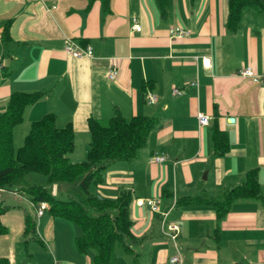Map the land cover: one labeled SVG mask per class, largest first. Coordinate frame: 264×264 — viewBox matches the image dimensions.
Returning <instances> with one entry per match:
<instances>
[{
  "label": "crops",
  "instance_id": "crops-1",
  "mask_svg": "<svg viewBox=\"0 0 264 264\" xmlns=\"http://www.w3.org/2000/svg\"><path fill=\"white\" fill-rule=\"evenodd\" d=\"M227 10V0H169L164 17L154 0H109L106 6L101 0H0V113L11 93L41 92L24 108L20 124L29 129L48 113L57 128L70 124L68 158L73 163L85 158L89 118L105 122L118 112L125 119H156L145 143L147 167L136 169L150 181L157 176L167 180L171 172L170 185L147 181L150 189L140 194L131 186L135 171L121 165L95 185L100 198L130 191L135 241L129 246L138 264H168L173 252L159 230L162 215L136 204L147 198L169 212L165 224L178 225L183 264H264V83L236 76L241 67H251L264 80V23L244 15L239 28L229 32ZM131 17L139 32L131 31ZM171 26L188 30L189 38L170 39ZM65 38L91 47V58L67 56ZM110 59L118 67L114 80L106 78ZM203 59H209V68ZM173 87L182 95L172 96ZM148 91L156 96L154 104L147 103ZM198 113L209 118L208 125L198 126ZM213 126L227 136L228 150L221 156L214 155ZM155 152L166 161L151 162ZM253 169L258 196L233 200L221 218L211 204L185 202L218 198ZM41 186L54 188L52 196L57 193L56 185ZM4 192L9 195L0 198L8 207L0 216L6 230L0 234V258L11 264H93L94 252L80 253L75 246L76 224L47 210L35 217L23 191L20 197ZM173 199L179 202L170 209ZM26 214L35 221L36 235L23 244ZM120 256L115 264L130 263L128 256Z\"/></svg>",
  "mask_w": 264,
  "mask_h": 264
},
{
  "label": "trees",
  "instance_id": "trees-1",
  "mask_svg": "<svg viewBox=\"0 0 264 264\" xmlns=\"http://www.w3.org/2000/svg\"><path fill=\"white\" fill-rule=\"evenodd\" d=\"M108 1L101 0L105 6ZM168 1L154 0L161 17L167 14ZM227 4L225 26L229 32L239 28L245 13L264 20V0H227ZM41 94L13 92L7 99L6 109L0 113V190L23 191L33 206L45 202L52 216L76 224L80 235L75 239V246L80 253L93 250V264H114L117 255H126L130 258L129 264H138V254L129 246L135 241L128 211L130 191L121 189L110 199L90 194L89 188L102 182L103 173L112 163H130L136 159L156 119L146 116L125 119L118 112L105 122L89 118L90 139L85 158L73 163L68 158L73 148V129L70 124L57 128L51 113L31 123L21 146L13 145L12 132L22 122L24 108L37 101ZM211 140L215 156L227 152V136L216 126L212 127ZM31 173L45 177L48 186L56 185L55 196L45 186L21 187L23 178ZM258 190L253 169L245 172L242 184L224 191L218 198H187L185 202L211 204L217 218H221L233 200L256 197ZM59 194L67 199L57 198ZM7 209L0 201V216ZM5 231L0 223V234ZM35 235V221L26 214L22 243L26 244ZM0 264L11 263L0 258Z\"/></svg>",
  "mask_w": 264,
  "mask_h": 264
},
{
  "label": "built area",
  "instance_id": "built-area-1",
  "mask_svg": "<svg viewBox=\"0 0 264 264\" xmlns=\"http://www.w3.org/2000/svg\"><path fill=\"white\" fill-rule=\"evenodd\" d=\"M140 25L137 23V19L135 17H131V31L133 32H139L140 31ZM167 33L169 35V38L171 39H182V38H189L190 32L186 29H183L179 26H171L168 28ZM63 51L64 53L72 58H91L92 56V51L91 47L88 45H81L74 40L70 38H65L64 43H63ZM202 65L205 68H209L210 66V61L209 59H203L202 60ZM1 56H0V68H1ZM118 73V67L115 59H110V66L106 72V78L108 80H114L117 76ZM236 76L242 79H249L253 83H264L263 77L255 75L251 67H241L239 70L236 72ZM191 85L195 86V82L192 83ZM171 95L172 96H181L182 91L176 87H173L171 89ZM145 98L147 100V103L154 104L156 101V96L151 93L147 92L145 95ZM197 124L199 127H203L208 125L209 123V118L201 113L197 114ZM167 159L166 156L158 153H153L150 156V161L153 163H158L161 164L165 162ZM4 192L3 190H0V193ZM12 195L16 197H20L21 194L17 190H12L8 191ZM54 193V188L51 190V195ZM136 204L138 206H147L152 213H160L162 215V221L160 223V233L162 236L166 238V240L169 242L173 252L169 256L167 263L168 264H183V257L177 242V238L179 235V227L176 224L169 223L165 224L164 223V218L168 215L169 212H161L159 208L158 201L153 198H147V199H138L136 201ZM176 204V200L173 199L170 205V209H172ZM33 206V205H32ZM34 207V212H35V217H39L45 210H47L48 206L45 202H40ZM169 209V210H170ZM263 264V263H260Z\"/></svg>",
  "mask_w": 264,
  "mask_h": 264
},
{
  "label": "rangeland",
  "instance_id": "rangeland-1",
  "mask_svg": "<svg viewBox=\"0 0 264 264\" xmlns=\"http://www.w3.org/2000/svg\"><path fill=\"white\" fill-rule=\"evenodd\" d=\"M247 15H250V14L249 13H245V16H247ZM247 17H249V16H247ZM259 20H261L262 23H264L263 19H259ZM157 118H159V117H157ZM20 125H18V127H19L18 129L19 130L16 131L15 129H13L14 130V132H13V137H14L13 144H14L15 148L21 146L22 140L24 139V136L28 133V130H29L28 127H25L24 124H20ZM148 151H149V144H146V146L144 145V147H142L139 150L138 155H137L135 160L131 161L130 163L114 162L105 170V172L103 173V176L106 177L105 175H107V173L110 170L114 169V167H116V165H121L120 167H124V168H128L129 167L130 169H133L135 171V186H133V185H131V186L133 188H135L137 191H139L140 194H142V192L143 193L148 192V190L150 189L145 184V183H147V181H149V183L153 182L154 185H159V186L163 185V184L165 186L170 185L171 177H172L171 176V172H169L167 180H165L166 177L161 178V177L157 176V177H154L150 181L148 176H147V174L143 173V171H139V170L136 169L138 166L147 167ZM68 157H69V155H68ZM202 176H203V173L201 174L200 178H202ZM201 181H203V180H201ZM44 184H47L46 183V178L41 176V175L33 174V173L27 174L23 178L22 182L20 183L21 187H23V188H26V187L31 186V185H44ZM133 188L131 190H134ZM100 191L101 190L99 188H96L94 185H91L90 188H89V193L93 194V195H95V196H97L99 198H100V193H99ZM6 194L9 195L6 192H1L0 193L1 197L0 198H4L3 196L6 195ZM24 196H26V195H24ZM57 198H60V199H63V200L67 199V197L65 195H60V194L58 195ZM3 204H5V203L3 202ZM17 207L19 208V207H24V206L21 204V205H19ZM90 251L94 252L93 250H90ZM120 257H122V256L117 255L116 256V261L119 260Z\"/></svg>",
  "mask_w": 264,
  "mask_h": 264
},
{
  "label": "water",
  "instance_id": "water-1",
  "mask_svg": "<svg viewBox=\"0 0 264 264\" xmlns=\"http://www.w3.org/2000/svg\"><path fill=\"white\" fill-rule=\"evenodd\" d=\"M231 121V119H228V122H230Z\"/></svg>",
  "mask_w": 264,
  "mask_h": 264
}]
</instances>
